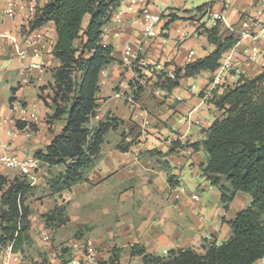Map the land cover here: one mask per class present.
<instances>
[{"label": "crops", "instance_id": "1", "mask_svg": "<svg viewBox=\"0 0 264 264\" xmlns=\"http://www.w3.org/2000/svg\"><path fill=\"white\" fill-rule=\"evenodd\" d=\"M46 1L37 0L38 6ZM146 1L149 11L161 17L158 36L144 38L140 17L144 5L140 3L125 11L119 22L111 16L103 26L101 43L112 47L114 60L99 74L97 117L89 119L87 127L94 131L111 118L118 123L103 136L99 153L82 171L83 178L70 189L55 192L51 182L65 173V164L50 165L40 159L30 174L0 166V212L6 209L2 193L13 180H25L30 187L22 198L30 211V239L18 251L24 263L46 259L50 264H80L90 250L96 251L95 264H148L138 253L141 249L163 257L177 249L203 253L204 240L220 244L231 236L228 221L251 202L247 193L236 191L225 208L219 185L211 184L202 171L208 153L201 145L196 149L178 145L202 140L213 122L207 119L211 109L199 91L214 71L183 77L170 91L153 84L156 73L168 75L213 51L207 28L216 25L219 33L230 35L243 13L264 22V0ZM128 3L120 0L118 8ZM3 6L0 0V32L19 37L21 17H6ZM87 19L85 16L84 25ZM38 29L45 34L39 57L20 59L10 43H0V156L30 160L37 152L45 153L66 122L65 115L50 119L55 109L48 103L49 95L54 96V73L60 65L53 54L56 27L47 21ZM126 45H131L134 54L129 64L121 59ZM256 48H264L260 37L255 42L246 38L237 43L238 75L253 77L264 69L245 59ZM32 61L41 68L28 69L26 65ZM133 82L142 87L135 103L115 97L117 92L130 94ZM223 91L219 87L214 95ZM12 103L32 107L36 120L16 121L10 111ZM139 109L145 112V126L136 116ZM221 184L230 187L223 177ZM179 186L185 190L180 191ZM194 193L197 199L191 197ZM59 207V213L48 216Z\"/></svg>", "mask_w": 264, "mask_h": 264}, {"label": "trees", "instance_id": "2", "mask_svg": "<svg viewBox=\"0 0 264 264\" xmlns=\"http://www.w3.org/2000/svg\"><path fill=\"white\" fill-rule=\"evenodd\" d=\"M119 5L120 0H47L39 7L32 23V27L47 21L55 24L57 41L53 54L60 65L54 73V101L60 97L68 103L63 109L57 107L50 117L57 119L65 115L62 130L54 136L45 153H36L37 158L50 165H66L65 173L51 182L55 192L70 189L83 178L82 171L99 153L103 136L117 126L118 120L111 118L91 131L87 122L95 114L99 74L114 60L112 47L101 43V33ZM85 16L88 17L86 25L83 24ZM205 31L209 42L215 46L213 51L175 69L174 77L165 72L156 73L155 87L170 91L183 77L218 68L221 54L236 43V38L232 34L219 33L216 25ZM131 85L137 100L142 87L135 82ZM222 88L223 93L214 95L220 114L205 130V137L178 145L193 149L201 145L208 153L202 171L211 184L219 185L225 208L236 191L247 193L251 202L228 221L232 234L226 241L216 244L204 240L203 253L190 248L177 249L164 257L147 254L141 249L138 253L143 255L145 263L252 264L264 255V69L253 77L242 78ZM17 126L22 127L23 123L17 122ZM222 177L230 187L221 184ZM29 188L25 180L15 179L2 193L6 209L0 212V248L12 241L13 249L19 251L30 239V211L22 199ZM60 211V207L55 208L48 216ZM132 253L137 251L133 249ZM18 264L50 263L42 259Z\"/></svg>", "mask_w": 264, "mask_h": 264}, {"label": "built area", "instance_id": "3", "mask_svg": "<svg viewBox=\"0 0 264 264\" xmlns=\"http://www.w3.org/2000/svg\"><path fill=\"white\" fill-rule=\"evenodd\" d=\"M3 1V14L8 18H15L20 16L22 19L23 30L19 37H16L10 33L0 32V43L8 42L12 45L14 54L16 57L20 59H26L27 57H39L43 43L45 42V34L38 29V26L32 27L33 21L36 19V16L39 11V6L37 0H2ZM136 3H140L144 6L140 9V17L143 28V36L144 38H154L158 36L157 26L161 19L160 15L152 13L147 8L146 0H129L128 5H126L123 9L117 8L112 14V18L119 22L121 20V16L125 11L132 10L133 5ZM213 24H216V19L213 20ZM257 27L259 30L257 31ZM232 35H236V43L231 46L228 50L221 54L220 64L218 68L214 71V74L211 77V80L207 83V85L199 91L200 98L207 104V107L211 109L209 117L207 119H212L213 121L219 116L220 110L216 106L214 102V92L219 87H224L225 85L237 83L242 78L246 76L238 75L237 68H235V64L237 63L235 60V55L237 54V43H239L242 39H251L252 42H255L258 37L264 40V22H260L258 19H253L244 13L241 14L237 24L235 27L231 28ZM118 33H116L117 35ZM192 53V52H191ZM246 61L254 64L260 65V67L264 68V48L262 50L259 49H251L249 53H247ZM134 57L133 50L131 45H126L122 52V61L123 63L129 64L131 63L132 58ZM28 69H37L41 68V64L39 62H29L27 63ZM148 65H145L147 68ZM236 75V77H235ZM169 77H174L173 72L168 74ZM235 79L234 82L232 79ZM194 87V86H192ZM117 98H124L126 101L130 103H135L136 99H134L132 92L130 94H123L117 92L114 94ZM10 111L15 113L16 121L22 122H33L37 118V114L35 110L22 103H12L10 106ZM136 116L140 117V124L145 126L148 121L145 118V112L142 109H139L136 113ZM97 117L96 114L90 117ZM190 149V148H189ZM191 151V150H190ZM39 158L34 157L30 160H21L16 156H11L8 154H3L0 156V166H4L7 168H17L23 174H30V172L37 167L39 162ZM180 191H184V187L179 186ZM177 196V195H176ZM191 197L197 199V194H191ZM47 240L48 237L46 236ZM216 243L215 241H213ZM167 253V251H164ZM95 250H90L86 253L85 257L81 261L83 264H95ZM259 264H264V255L258 259ZM21 262V256L18 251L13 249V242H8L5 246L0 248V264H18Z\"/></svg>", "mask_w": 264, "mask_h": 264}, {"label": "rangeland", "instance_id": "4", "mask_svg": "<svg viewBox=\"0 0 264 264\" xmlns=\"http://www.w3.org/2000/svg\"><path fill=\"white\" fill-rule=\"evenodd\" d=\"M77 75L79 76V74ZM48 103L52 105L53 109H56L57 107H59L60 109H63L65 104L68 105L67 101H65L64 99L61 100L60 97L57 98V101H54V96L52 93L49 95Z\"/></svg>", "mask_w": 264, "mask_h": 264}]
</instances>
